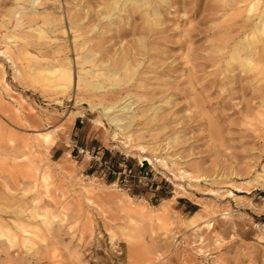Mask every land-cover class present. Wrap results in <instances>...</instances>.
<instances>
[{"label": "rangeland", "instance_id": "obj_1", "mask_svg": "<svg viewBox=\"0 0 264 264\" xmlns=\"http://www.w3.org/2000/svg\"><path fill=\"white\" fill-rule=\"evenodd\" d=\"M262 15L0 0V264H264Z\"/></svg>", "mask_w": 264, "mask_h": 264}, {"label": "bare ground", "instance_id": "obj_2", "mask_svg": "<svg viewBox=\"0 0 264 264\" xmlns=\"http://www.w3.org/2000/svg\"><path fill=\"white\" fill-rule=\"evenodd\" d=\"M21 1V0H20ZM254 1H256V0H254ZM19 2V1H18ZM250 2H251V0H250ZM24 3V2H23ZM45 3V2H44ZM34 4V3H33ZM248 5H249V3H248ZM254 7V4H250V6H249V10H252V8ZM20 8H21V6H20ZM106 12V11H105ZM250 11H248V13H249ZM69 15V14H68ZM16 16V15H15ZM19 16V15H18ZM262 16H264V15H262ZM149 21V20H148ZM15 23V22H14ZM262 24H264V23H262ZM21 26V25H20ZM261 29H260V34H264V25H262V27H260ZM41 32V31H40ZM40 32H39V34H40ZM256 32V30L254 29V33ZM16 33V32H15ZM254 33H252L251 34V37H250V39H254L255 40V34ZM42 34V33H41ZM21 35V34H20ZM38 36V35H37ZM16 38V37H15ZM5 39V38H4ZM250 39H248V40H250ZM75 41V40H74ZM256 41V40H255ZM249 42V41H248ZM252 44L253 43H248L247 44V46H249V47H251L252 46ZM7 47V46H6ZM5 47V48H6ZM75 50V49H74ZM5 52V51H4ZM7 53V52H6ZM5 53V54H6ZM4 54V55H5ZM7 54H9V53H7ZM6 54V55H7ZM5 55V56H6ZM8 56V55H7ZM247 61V60H246ZM124 66V65H123ZM254 66H255V64L253 63V61H251V60H249L248 62H245V67L247 68V69H252V68H254ZM84 67V66H83ZM16 70V69H15ZM43 77L45 78V80H52V81H54L55 83L53 84V88H55V89H58V90H63V89H65L66 88V86L69 84V83H71L70 82V80H71V69L69 68V66L68 65H66L65 67H52V68H49V69H47V70H45L44 72H43ZM113 78V77H112ZM1 79V78H0ZM62 79L64 80V82L62 81ZM51 82V81H50ZM111 108V107H110ZM109 112V111H108ZM38 135V134H37ZM43 136V135H42ZM48 138V136H45V139H47ZM39 217H41V219L43 220V222L45 223V224H47L48 223V219H47V217H46V215H43V216H39ZM50 223V222H49ZM51 224V223H50ZM19 231H21L22 229L21 228H17ZM27 233H29L27 230H22L21 231V234L22 235H26ZM0 235L2 236V237H4V238H6L8 241H14L15 239H14V235L12 234V232H11V230H8L7 231V229H5L4 230V228L3 229H1L0 230ZM23 244L25 245V247H29L30 246V239H28L27 237H24V239H23Z\"/></svg>", "mask_w": 264, "mask_h": 264}, {"label": "trees", "instance_id": "obj_3", "mask_svg": "<svg viewBox=\"0 0 264 264\" xmlns=\"http://www.w3.org/2000/svg\"><path fill=\"white\" fill-rule=\"evenodd\" d=\"M106 154H108V151H107V150H105V152H104V156H105ZM146 166H147L146 164H143L141 167L143 168V167H146Z\"/></svg>", "mask_w": 264, "mask_h": 264}]
</instances>
